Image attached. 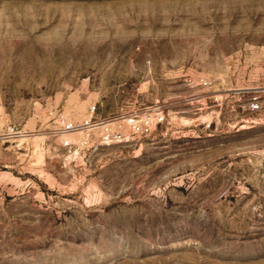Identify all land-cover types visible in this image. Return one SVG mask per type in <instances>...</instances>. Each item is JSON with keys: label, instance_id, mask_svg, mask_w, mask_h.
I'll list each match as a JSON object with an SVG mask.
<instances>
[{"label": "rangeland", "instance_id": "obj_1", "mask_svg": "<svg viewBox=\"0 0 264 264\" xmlns=\"http://www.w3.org/2000/svg\"><path fill=\"white\" fill-rule=\"evenodd\" d=\"M0 264H264V0H0Z\"/></svg>", "mask_w": 264, "mask_h": 264}, {"label": "built area", "instance_id": "obj_2", "mask_svg": "<svg viewBox=\"0 0 264 264\" xmlns=\"http://www.w3.org/2000/svg\"><path fill=\"white\" fill-rule=\"evenodd\" d=\"M255 105V104H254ZM95 107H93L94 109ZM127 122L133 126L136 130H140L142 128L140 124V120H138L136 117H130L127 119ZM75 125L72 123H67L65 125L66 130H72L75 129ZM124 139L123 134L120 131H116L110 126L108 123H103V135H102V142L103 143H114L119 142Z\"/></svg>", "mask_w": 264, "mask_h": 264}]
</instances>
